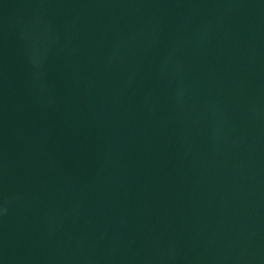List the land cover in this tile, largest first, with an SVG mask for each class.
Wrapping results in <instances>:
<instances>
[{
    "label": "water",
    "instance_id": "water-1",
    "mask_svg": "<svg viewBox=\"0 0 264 264\" xmlns=\"http://www.w3.org/2000/svg\"><path fill=\"white\" fill-rule=\"evenodd\" d=\"M0 264H264V0H0Z\"/></svg>",
    "mask_w": 264,
    "mask_h": 264
}]
</instances>
